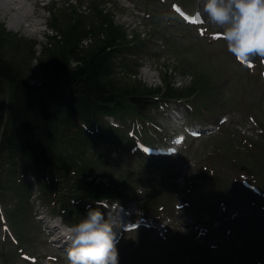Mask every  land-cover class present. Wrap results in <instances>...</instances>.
I'll list each match as a JSON object with an SVG mask.
<instances>
[{"label":"rangeland","instance_id":"1","mask_svg":"<svg viewBox=\"0 0 264 264\" xmlns=\"http://www.w3.org/2000/svg\"><path fill=\"white\" fill-rule=\"evenodd\" d=\"M31 1L20 28L13 9L0 10V54L30 82L60 57L112 44L120 52L106 82L162 99L148 120L127 115L119 127L60 121L55 149L72 164L69 181L14 176L0 157V264H67L51 221L75 224L89 205L111 221L140 214L122 216L118 264H264V57L240 63L219 29L190 23L201 0ZM183 126L197 133L176 151L147 148Z\"/></svg>","mask_w":264,"mask_h":264},{"label":"trees","instance_id":"2","mask_svg":"<svg viewBox=\"0 0 264 264\" xmlns=\"http://www.w3.org/2000/svg\"><path fill=\"white\" fill-rule=\"evenodd\" d=\"M117 52L107 44L90 53H76L71 57L75 66L60 57L43 72L39 83L30 82L20 67L0 54V157L10 163L14 176L30 175L46 182L60 174L69 181L72 164L55 149L56 126L62 120L81 123L92 131L98 126L105 128L101 124L105 116L117 121L127 115L148 120L149 111L161 98L137 90L123 96L106 82ZM5 88L11 90L6 107L2 99ZM95 192L96 197L112 195L102 188ZM50 200V195L44 194V202Z\"/></svg>","mask_w":264,"mask_h":264},{"label":"clouds","instance_id":"3","mask_svg":"<svg viewBox=\"0 0 264 264\" xmlns=\"http://www.w3.org/2000/svg\"><path fill=\"white\" fill-rule=\"evenodd\" d=\"M200 15L219 29L238 62L264 57V0H201ZM115 225L89 205L86 215L63 231L67 264H118Z\"/></svg>","mask_w":264,"mask_h":264},{"label":"bare ground","instance_id":"4","mask_svg":"<svg viewBox=\"0 0 264 264\" xmlns=\"http://www.w3.org/2000/svg\"><path fill=\"white\" fill-rule=\"evenodd\" d=\"M0 1H1L0 10H5V12L10 11L11 9L14 10V12H12V15L9 18V21L12 20V22H14L13 25H15V27H17L19 25L20 15L22 18L23 15L26 14V12H29V10H31V8L25 3L9 2L8 0H0ZM5 12H4V15H5ZM210 68H212V66ZM60 239L63 240L64 237L62 236V237H60ZM62 243H63L62 246H64L65 241Z\"/></svg>","mask_w":264,"mask_h":264}]
</instances>
